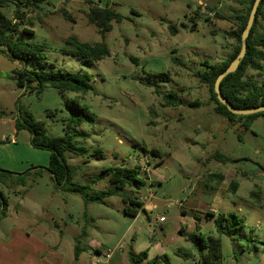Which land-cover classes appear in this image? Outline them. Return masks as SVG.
Returning a JSON list of instances; mask_svg holds the SVG:
<instances>
[{
    "label": "rangeland",
    "instance_id": "1",
    "mask_svg": "<svg viewBox=\"0 0 264 264\" xmlns=\"http://www.w3.org/2000/svg\"><path fill=\"white\" fill-rule=\"evenodd\" d=\"M96 5L112 7L123 16L104 35L87 17ZM14 8L2 12L13 19ZM239 8V0H47L23 8L28 21L17 20L18 28L34 30L25 36L27 42L48 45L44 51L48 69L87 73L93 90L46 86L38 92L21 87L13 77L20 60L8 47H0V168L29 172L25 183L0 181V192L8 200L7 215L0 220L5 244L0 245V261L24 264L26 249L31 248L27 244L43 238L41 230L47 229V239L53 242L63 229L64 261L75 263V238L87 225L89 236L80 238L79 263H90L95 246L105 249L123 243L124 250L116 252L123 264H132L129 250H147L150 258L167 254L170 264H202L200 251L179 232L181 226L187 233L220 238L223 264H264V115L247 127L246 117L231 120L218 114L210 87L196 75L231 56L236 40L228 31L234 22L226 17H234ZM170 25L178 32L172 33ZM68 36L104 41L110 55L92 65L83 63L64 52L72 49ZM255 36L264 37L263 18ZM162 73L169 78L160 77ZM248 74L264 83V67L250 68ZM167 92L177 93L184 103L164 106ZM73 101L87 107L93 119L68 126L72 117L68 104ZM28 113L44 123L49 136L70 132L77 145L88 149L85 155L67 152L66 158L73 167L74 184L86 185L89 195L112 187L108 179L93 182L103 167L139 164L146 185L128 186L127 193L157 206L135 217L124 212L120 195L108 196L106 204L86 203L72 185H58L46 169L36 172L48 166L50 156L48 150L33 147L28 129H16V120ZM14 136L16 143L11 141ZM217 152L231 161L218 160ZM214 174L224 175L223 181ZM231 181L241 183L237 191H232ZM221 187L224 192L216 203ZM208 211L234 212L245 226L232 236L221 235ZM51 251L43 250L42 255ZM178 251L188 252L190 258Z\"/></svg>",
    "mask_w": 264,
    "mask_h": 264
},
{
    "label": "trees",
    "instance_id": "2",
    "mask_svg": "<svg viewBox=\"0 0 264 264\" xmlns=\"http://www.w3.org/2000/svg\"><path fill=\"white\" fill-rule=\"evenodd\" d=\"M47 0H0V47H8L12 57L19 59L21 67L13 72V77L17 84L21 87L31 86L32 90L42 91L46 86L56 87L60 90H71L76 92H88L93 90L91 77L87 73H75L63 69H48V60L44 51L48 48L46 44H31L25 40L26 35H33L34 30L22 28L19 30L18 24H25L28 19L23 13L25 6H38L39 3ZM241 8L236 10L234 17H226L234 22L228 34L236 40V45L230 57L225 59L220 64L207 65L204 70H199L196 75L203 83L208 84L211 89L212 97L216 102L215 111L231 120H235L238 116L246 117V126L259 116L264 115V111L239 115L231 112L226 105L219 102L217 93L215 92V82L218 76L230 65L241 50V37L244 29L247 26L249 15L255 0H239ZM14 5V18H9L2 12V9ZM67 14V13H66ZM219 15V14H218ZM69 16V15H68ZM89 22L94 23L99 32L104 35L112 29V22H121L123 16L114 8L109 6L96 5L92 6L87 12ZM223 17V16H222ZM71 18V17H70ZM260 18L264 20V0L261 1L255 16V22L251 28L247 39V51L244 58L241 60L238 69L235 72L229 73L221 81L220 87L224 97L236 108L251 109L260 105H264V83H260L252 75L248 74L250 68L263 69L264 63V37L257 38L255 30ZM17 20L20 22L18 23ZM172 33H177L176 26H169ZM67 43L72 46L71 50L64 49V52L72 54L77 59L92 65L103 58L110 55L108 45L104 41L88 42L81 41L75 36H68ZM178 61V59H177ZM160 77L169 78L168 73L160 74ZM36 83V85H33ZM164 106H176L183 104L184 101L175 92H167L163 95ZM193 105H198V102H192ZM72 108V117L68 121V126L76 127L84 121L92 120L93 117L87 107L80 106L76 101L68 104ZM26 128L31 132V144L38 148L47 149L50 152L48 166L40 167L36 172H41L43 169L49 171L52 178L58 185H72V191L81 194L85 198V202H97L106 204V198L112 195H120L125 203L124 212L128 215L137 216L140 211H146L143 201L139 196L127 193L128 186L140 188L146 185V176L142 174V166L136 164L132 167L121 165H108L103 167L96 179L97 183L101 180L108 179L112 187L100 190L94 195H89L86 192V185H76L73 182V167L68 163L66 158L67 152H72L79 155L88 153L85 146H79L74 142V134L67 132L63 136H49L46 133V128L43 122L37 121L28 113L23 119L20 117L16 120V129ZM147 152V149L145 150ZM97 154L102 151L98 149ZM153 153H159L152 149ZM218 160L223 162L231 161L228 156L220 153L214 155ZM29 172L17 173L11 170L0 168V181L5 182L12 179L15 182L25 183V177ZM220 181H223L224 175L214 174ZM237 181H231L232 191H236L238 187ZM251 195L260 200V195L257 191H252ZM2 198V207L0 210V220L7 215L8 200L0 192ZM208 214L215 218L216 229L221 235L232 236L234 231L245 226V220L239 217L234 212H219L217 215L208 211ZM180 233L187 236L189 241L200 251L199 261L202 264H223V253L221 249L220 238L214 236L205 237L202 233L185 232L183 227L180 228ZM87 235V225L82 227L81 234L76 237L75 256L80 254L79 242L80 238ZM264 251V238L261 240ZM185 259H189L188 252L178 251ZM129 261L132 264H170V259L167 254L158 255L149 258L147 250L136 253L132 250L128 252Z\"/></svg>",
    "mask_w": 264,
    "mask_h": 264
},
{
    "label": "crops",
    "instance_id": "3",
    "mask_svg": "<svg viewBox=\"0 0 264 264\" xmlns=\"http://www.w3.org/2000/svg\"><path fill=\"white\" fill-rule=\"evenodd\" d=\"M30 139H31V137H30ZM11 141L13 143H16V137L14 136ZM33 147L34 148H38V147H35V146H33ZM38 149H42V148H38ZM47 155L50 156V152ZM47 155H46V158H47ZM238 183H239V186L237 187L236 191L241 186V183L240 182H238ZM223 192L224 191H223V189L221 187L220 188V191L218 192L217 198L215 200L216 203H218L221 200V195H222L221 193H223ZM156 206L157 205L145 203L144 204V207H145L146 211H144V212L147 213L149 210H152ZM7 210H8V208H7ZM182 211L184 213L186 212L185 209H183ZM142 212L143 211H140L137 216H139L140 214H142ZM57 225L59 226V223ZM180 227L181 226H179V230H180ZM81 232H82V229H81ZM58 233H59L60 238L57 241L51 242L50 239H47L48 238L47 237V234H49L47 232V229L41 230L40 231V234L43 235V238H41V239H35V238H33V239L30 240V243L27 244V246L28 247H31V248L26 249V250H28V252L25 255L24 259H22L23 260L22 262L24 264H66L65 261H64V255H63L62 250H61L62 244H63V240L65 238V233H64V230L63 229H59ZM80 234L81 233H79L76 237H78ZM27 235L29 236L30 234L28 233ZM88 236H89V232L87 230V235L84 236V237L86 238ZM3 241H4V239L3 238H0V245H3L4 244ZM75 241H76V238H75ZM8 244H9V240L6 242V246H8ZM11 244H13V243H11ZM78 244H79V247L81 248L80 249V254H79L78 257H76L75 256V250H74L73 257H74L75 263H72V264H82V263H79V260H80L81 254H82L83 247H82V245H81L80 242ZM27 246H24V247H27ZM49 248H52V251L50 252V254L47 255V256L42 255V251L43 250L45 251V250H47ZM96 249H97V246H95L94 249L91 250L92 251V254H91V260H89L90 263H91L92 260H94L95 258L98 257V254L95 252ZM12 251H13V249H12ZM119 255L120 254H117V253L113 254V256L108 260V262H105L104 264H118V263H122L123 264V263H125L124 258L121 255L120 256ZM0 264H6V263L3 262V261H0Z\"/></svg>",
    "mask_w": 264,
    "mask_h": 264
},
{
    "label": "water",
    "instance_id": "4",
    "mask_svg": "<svg viewBox=\"0 0 264 264\" xmlns=\"http://www.w3.org/2000/svg\"><path fill=\"white\" fill-rule=\"evenodd\" d=\"M262 0H255L249 15V19L247 22V26L244 29L243 33H242V37H241V50L239 52V54L236 56V58L230 63V65L218 76L216 82H215V92L217 93V98L219 100V102H221L222 104L226 105L227 108L235 113V114H239V115H248V114H253V113H258V112H262L264 111V105H260L257 106L255 108H251V109H239L234 107L222 94L221 91V81L223 80V78L225 76H227L229 73L235 72L238 67L239 64L241 62V60L244 58L246 51H247V39L248 36L250 34L251 28L255 22V16H256V12L258 10V7L260 5Z\"/></svg>",
    "mask_w": 264,
    "mask_h": 264
},
{
    "label": "built area",
    "instance_id": "5",
    "mask_svg": "<svg viewBox=\"0 0 264 264\" xmlns=\"http://www.w3.org/2000/svg\"><path fill=\"white\" fill-rule=\"evenodd\" d=\"M160 220L164 221L165 217L161 216ZM124 248H125V244L123 243L116 245L114 248L101 249L100 247H97L96 253L98 252L100 254L98 256H102L104 259L97 257L94 260H92L90 264H103L104 262L108 261L113 256V254H115L116 252L118 251L122 252Z\"/></svg>",
    "mask_w": 264,
    "mask_h": 264
}]
</instances>
